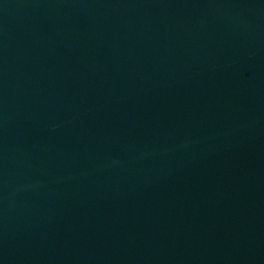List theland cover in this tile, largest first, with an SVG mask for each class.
I'll return each instance as SVG.
<instances>
[{"label":"water","instance_id":"obj_1","mask_svg":"<svg viewBox=\"0 0 264 264\" xmlns=\"http://www.w3.org/2000/svg\"><path fill=\"white\" fill-rule=\"evenodd\" d=\"M0 264H264V0H0Z\"/></svg>","mask_w":264,"mask_h":264}]
</instances>
